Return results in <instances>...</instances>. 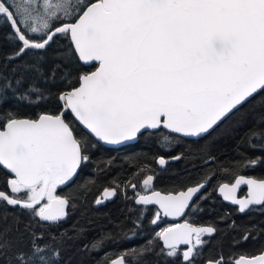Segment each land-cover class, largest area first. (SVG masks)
<instances>
[{"label": "snow or ice", "instance_id": "obj_1", "mask_svg": "<svg viewBox=\"0 0 264 264\" xmlns=\"http://www.w3.org/2000/svg\"><path fill=\"white\" fill-rule=\"evenodd\" d=\"M0 18L12 30L16 45L0 63V166L9 174V191L0 190V201L29 216L26 236L9 240L0 233V264H64L63 246L71 237L57 233L45 239L43 225L51 228L67 220L74 197L56 191L75 183L95 147L87 136L77 134L66 111L98 142L125 145L161 128L204 138L246 104L259 98L264 108V0H0ZM60 36L69 38L71 47L51 53L59 62L48 69L49 49ZM69 54L85 64L98 62V67L78 75L79 87L58 95L63 102L58 114L20 116L21 102L39 107L48 98L47 85L58 74L65 75L63 57ZM243 123L241 115L237 124ZM257 124L264 125V114ZM246 135L252 148L253 139L264 141V129L256 126ZM162 143H171V138L162 137ZM157 163L164 166L169 160L161 156ZM258 164H264V155L244 157L238 166ZM154 179H143L145 190ZM209 179L176 194L136 193L134 202L159 206L152 224L161 215L183 216ZM242 184L248 186L243 199L235 195ZM129 186L136 188L135 183ZM219 192L239 205L241 213L264 206V179L238 175L234 183L220 185ZM116 195V186L106 188L95 204ZM216 231L212 226L176 224L156 233L162 241L158 250L149 241L101 264H140L151 254L159 258L158 264H202L208 243L203 237ZM114 240L115 235L105 231L91 241V248L99 250ZM206 264L226 261L221 255ZM227 264H264V254L242 255Z\"/></svg>", "mask_w": 264, "mask_h": 264}, {"label": "trees", "instance_id": "obj_2", "mask_svg": "<svg viewBox=\"0 0 264 264\" xmlns=\"http://www.w3.org/2000/svg\"><path fill=\"white\" fill-rule=\"evenodd\" d=\"M12 35V30L5 26L3 19L0 18V63L3 62V55L10 54L13 47L16 46L11 38ZM70 47L69 38L65 36L57 38L49 49L50 56L46 67L51 69L54 63L59 62L52 58L51 53H64ZM63 60L64 66L61 71L65 75L58 74L55 81L48 83L47 87L51 89L48 98L39 107L21 102L18 106L20 116L37 118L44 112L58 114L62 110L63 103L57 98L58 95L61 92L70 91L73 87H78V75L91 72L96 68V65L83 64L72 54L63 57ZM262 114H264V108L259 106L258 98L252 104H246L240 114L222 123L216 131L199 142L172 137L180 145L169 148L170 155L181 156V159L176 165L177 170L174 175L167 177L160 188L163 191H176L196 185L204 181L205 177H212L211 182L213 183L216 180L230 179L239 172L246 174L248 170L251 175L264 178V164H258L249 169L238 166L244 157L251 159L264 155V148L260 146L264 141L253 139L251 143L256 147L252 148L249 146L246 135L248 130L254 126L258 130L264 129V125L257 124ZM241 115H243L244 123L237 124ZM65 118L74 126L78 135L87 136L89 143L95 145L90 149V156L97 166V170H95L96 173L93 169L82 172L76 182L64 190L66 196L74 197L75 208L70 210L68 219L59 226L49 228L47 224L43 225L45 239L56 236L57 233L60 236L71 237L63 246L64 264H101L106 257H116L121 251L133 247L138 248L149 241H153L158 250L161 247L159 238L151 237L152 230L146 227L135 230L129 220L128 206L125 203L117 201L104 210H100L92 207V201L101 186L122 187L124 181L134 171L141 168L142 165L152 162L157 154L159 157H164V148L157 141L149 143L139 137L135 144L121 147L118 150L109 149L93 139L69 112L65 114ZM159 134L163 136L164 132L160 131ZM8 177L9 174L0 167V190L9 191L6 184ZM210 202L209 199L201 201L197 206L195 216L198 219L200 217L204 224H210L217 229V235L210 239L202 249V264H205L208 259L214 260L221 255L227 259V256L232 252L231 249L236 250V257L240 255L252 257L264 250V206L255 213L241 215L229 212V216L218 200V204L216 200L213 205ZM232 215L236 217L234 222L236 230L231 228ZM116 224H119L120 227H114ZM26 225H29V216L26 210L18 206H9L0 201V233H6V238L9 240H16L21 234L27 235ZM36 231L39 232L40 229H36ZM105 231H111L115 235V240L99 250L92 249L91 241L100 237ZM133 231H135V235H132ZM122 232L128 233L130 238L126 239ZM245 235L248 236L247 239H244ZM226 236L228 237L222 240ZM233 243L237 245L234 246ZM226 244L228 246H225ZM223 246L225 249H221ZM215 252L217 257L214 258ZM2 259L0 257V260ZM158 261L159 258L155 254H151L143 258L140 264H158Z\"/></svg>", "mask_w": 264, "mask_h": 264}, {"label": "flooded vegetation", "instance_id": "obj_3", "mask_svg": "<svg viewBox=\"0 0 264 264\" xmlns=\"http://www.w3.org/2000/svg\"><path fill=\"white\" fill-rule=\"evenodd\" d=\"M160 131L164 132L163 136L161 134H159ZM164 136H169L171 138V143H167V144L162 143V137H164ZM208 136H205L204 138H206ZM172 137H175V135L170 134V133H168V132H166V131H164L162 129L141 136L140 137L141 139H143V140H145V141H147L149 143H153V142L157 141L158 144L164 148V158L168 159L169 163L164 165V166L159 165L157 163V158L159 157L158 154H157L152 159V162H150L149 164H146V165H142L141 168H139L138 170L134 171L130 175V177L127 180L124 181L122 187H117L116 186L117 187V195L114 198L107 199L102 204L96 205L95 204V200L97 198H101L102 197L103 190L106 189V188L114 187V186H111V185H106V186H103V187L101 186V188L96 192V194H95V196L93 198L92 207L94 209H100V210L103 209L104 210V208H107L108 206H110L112 204H115L117 201L121 202V203H125L128 206V213H129L128 217H129V220L132 223V225L135 228V230L137 228L139 230L140 228L146 227L147 229L152 230V235H150L151 237H154L155 234L157 232H159L160 230H162L163 228L172 227V226H174L176 224H181L183 222L190 223V224L194 225L195 227L212 226L210 224H204L200 220V217H199V219L197 217L195 218L196 210L198 209L197 206L199 205V203L201 201L204 202L206 199H209L211 201L210 202L211 205L214 204L215 200H216V203H217V200H218L220 202V204L223 206V209H224L225 213L227 215H229V216H230L229 212H234L235 214H241V215L246 214V213L250 214V213L257 212L259 208L263 207V206H251L249 210L245 211L244 213H241V212L238 211L239 205H234V204L230 203L229 200H225L223 198V195L220 194V192H219L220 185H222L224 183H228V184L234 183V181H235V179L237 178L238 175H243L246 178L264 179V178H258L256 176L251 175L250 174V170H248L246 172V174H241L239 172V173L235 174L230 179L220 180V181L216 180L213 183L211 182L212 177H210V179L208 180L205 188L203 190H201V193L198 195L199 198H197V197L194 198L193 202L190 204L189 208L187 209L186 214L184 215V217L180 221H171L167 217L161 215V217L158 220V222L156 224H152L151 221L155 218V213L157 211H159V206L155 205V204L137 205L134 202L135 198H136L135 197L136 193H139L141 195H151L152 190H156V191H160L162 194H168L169 192H171L172 194H176V193H178L180 191H185L188 187H191V186H188V187H186L184 189H180V190H176V191H163L160 188L162 182L167 177H169L171 175H174V173L177 170L176 165L180 161V160L172 159L175 156H171L170 155L171 153L169 151V148L180 145V144L176 143L172 139ZM175 138H178V139H181V140L192 141V142H199L202 139H204V138H201V139L193 140V139L182 138V137H179V136H176ZM109 149H111V148H109ZM118 149H113V150H118ZM157 152L159 153L158 149H157ZM96 167L97 166L94 164L92 159H90V161L87 163V166H82V171L75 178V182H76L77 178L79 177V175L82 172H87V171H89L91 169H93V171L95 172V170H97ZM147 175H154L155 179L151 182V187L149 189L145 190L144 187H143L142 181ZM130 183H135L136 184V188L135 189L131 188L129 186ZM66 188H68V187H66V186L59 187L57 189V191H56V195L66 196V194L64 192V190ZM247 194H248V188L242 186V187H240L237 190L235 195H236L237 198L243 199V198L247 197ZM70 210H69V214H70ZM76 211H78V210L76 209ZM203 212L201 213V215L203 214ZM138 216H139V220L137 221V217ZM235 218L236 217H234V215H232L231 228H233L234 230L237 229V228L234 227ZM212 227H214V226H212ZM233 229H231V230H233ZM216 235H217V231L214 234H212L211 236H204L203 238L206 241H209L210 239L214 238ZM227 237L228 236L223 237L222 240H225ZM159 241H160V239H159ZM160 244L162 246V242L161 241H160ZM233 245L236 246L237 244L233 243ZM225 246H228V245L226 244ZM225 246L221 247V249H225ZM133 248H137V247H133ZM186 248H187V246L181 247L182 250L186 249ZM231 250H232V252L230 253V255L227 256V259H225L226 262H228L230 260H234V259L239 258L240 256H242V255H240V256L236 257V254H237L236 250H233V249H231ZM116 251H118V250H116ZM121 252H123V251H121ZM217 252H219V251H217ZM243 256H245V255H243ZM215 257H217L216 252H215L214 258ZM246 257L251 258L249 256H246ZM252 257H254V256H252ZM113 258H115V257H113Z\"/></svg>", "mask_w": 264, "mask_h": 264}, {"label": "water", "instance_id": "obj_4", "mask_svg": "<svg viewBox=\"0 0 264 264\" xmlns=\"http://www.w3.org/2000/svg\"><path fill=\"white\" fill-rule=\"evenodd\" d=\"M82 62V61H81ZM83 64H85L84 62H82ZM85 65H87V66H91V65H96V68L98 67V62H91V63H88V64H85ZM95 68V69H96ZM94 69V70H95ZM93 70V71H94ZM79 87V86H78ZM66 113H68L67 111L65 112V114ZM72 117L74 118V116L72 115ZM75 119V118H74ZM76 120V119H75ZM77 121V120H76ZM77 123L79 124V122L77 121ZM80 125V124H79ZM93 139H95L96 140V138L94 137V136H92L82 125H80ZM162 130H164V131H166V132H168V133H170L169 132V130H167V129H164V128H161ZM160 130V129H159ZM155 131H158V130H154V131H152V132H155ZM170 134H173V133H170ZM173 135H175V136H179V137H182V138H187V139H193V140H197V139H201V138H191V137H183V136H181L180 134H173ZM97 141V140H96ZM138 141V140H137ZM137 141H135V142H131L130 144H125V145H108V144H104L103 142H98V143H100L102 146H105V147H107V148H112V149H118V148H121V147H124V146H127V145H132V144H135ZM2 169H3V167L2 166H0ZM5 170V169H4ZM6 171V170H5ZM7 172V171H6ZM8 173V172H7ZM242 186H244V187H247L248 188V186L247 185H241L240 187H242ZM239 187V188H240ZM203 190V189H202ZM221 194V193H220ZM197 195H199V194H197ZM195 198V197H194ZM194 198H193V200H194ZM229 202L230 203H232L230 200H229ZM232 204H234V203H232ZM234 205H236V204H234ZM190 206V205H189ZM186 212H187V209L185 210V213H184V215L186 214ZM184 215L183 216H179V217H173V216H165V217H167L169 220H171V221H180L183 217H184ZM183 223H185V222H183ZM183 223H181V224H183ZM162 242V241H161ZM183 246H186V245H181V247H183ZM262 254H264V250L260 253V254H258V255H256V256H259V255H262ZM255 257V256H254Z\"/></svg>", "mask_w": 264, "mask_h": 264}, {"label": "rangeland", "instance_id": "obj_5", "mask_svg": "<svg viewBox=\"0 0 264 264\" xmlns=\"http://www.w3.org/2000/svg\"><path fill=\"white\" fill-rule=\"evenodd\" d=\"M157 236H156V234H155V236H154V238H156Z\"/></svg>", "mask_w": 264, "mask_h": 264}]
</instances>
